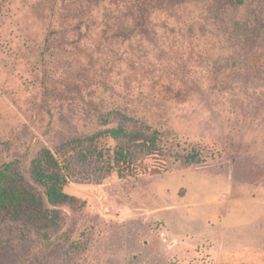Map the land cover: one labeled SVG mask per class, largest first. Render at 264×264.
<instances>
[{
    "label": "rangeland",
    "instance_id": "374dc122",
    "mask_svg": "<svg viewBox=\"0 0 264 264\" xmlns=\"http://www.w3.org/2000/svg\"><path fill=\"white\" fill-rule=\"evenodd\" d=\"M142 117L180 145L157 174L86 157L119 141L63 148ZM43 149L86 207L52 245L1 222L0 264H264V0H0V160L32 184Z\"/></svg>",
    "mask_w": 264,
    "mask_h": 264
},
{
    "label": "trees",
    "instance_id": "16d2710c",
    "mask_svg": "<svg viewBox=\"0 0 264 264\" xmlns=\"http://www.w3.org/2000/svg\"><path fill=\"white\" fill-rule=\"evenodd\" d=\"M95 107V108H94ZM88 105L85 110L86 117H93L96 122H107L105 113L99 112V108ZM140 129L130 132L124 126L108 128L86 138L68 141L63 148L70 149L84 156L83 145L89 143L97 146L100 142L113 140L122 142L113 151L112 157H105L102 150L91 151L86 157L105 161L108 167H112L119 176L125 173L136 175L157 174L161 169L146 163L151 157L160 155V144L163 141L171 143L175 149L180 148L176 135L173 132L162 130L153 121L142 117ZM138 148L137 152L130 145ZM160 148V149H159ZM201 158V154L194 152L185 158V164L192 166ZM63 167L55 155L49 149L41 150L31 161L30 173L32 184H28L26 178L18 169V161L0 160V223L6 220L23 222L34 227L37 236L44 239L47 245L53 244V239L60 236L61 226L64 221L61 206H68L73 210H82L86 203L65 192V176ZM67 243L73 247L81 248L82 243L75 241L71 236ZM77 249V250H78Z\"/></svg>",
    "mask_w": 264,
    "mask_h": 264
}]
</instances>
